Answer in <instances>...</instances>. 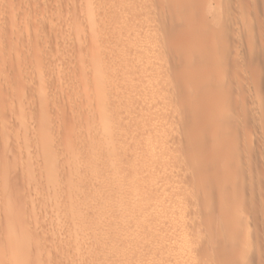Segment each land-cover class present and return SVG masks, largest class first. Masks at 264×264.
I'll return each mask as SVG.
<instances>
[{
    "label": "bare ground",
    "instance_id": "bare-ground-1",
    "mask_svg": "<svg viewBox=\"0 0 264 264\" xmlns=\"http://www.w3.org/2000/svg\"><path fill=\"white\" fill-rule=\"evenodd\" d=\"M109 1L110 3L113 2V0ZM146 2L147 1H145V3ZM159 2H162L164 7L167 5L164 0H160ZM178 2L179 1H177L176 4ZM201 2H203V0H201ZM157 6L162 7V4ZM182 8H184V6H182ZM149 9H145L146 11L143 10V13H141L138 17V20L136 19L141 22V25L145 20H143V17L146 15V12L148 11V13H150ZM165 9L166 8H164V11ZM202 11L206 14V16H209L207 22H205V25L201 28L202 31H206L208 33L214 30L217 34L216 38L219 39L218 36L221 38V40L219 39V44L216 39L217 41L215 42L218 45L215 47L218 50L224 44V47H227L229 39L233 38V41L230 39L232 41L233 48H231V44L228 45L230 49L235 51L234 53H231L232 50L230 52H226L231 53L232 56L234 54L235 56L237 51L236 46L239 43H236L235 45L233 43L236 39L244 40L242 41L243 43L245 42L244 45L242 42L239 44L242 49L239 48L240 51H238L240 56H243L244 52L248 54V64L240 63L244 62L241 60L244 56L239 59L240 56L238 57L237 54L235 58L238 57L241 61L238 62L236 59L237 61L234 62H238L237 64H240V66L246 65L245 67L243 66L244 68L253 66V70H250L249 68L244 70L255 73L251 74V72H249V74H245L243 71V74L245 75L242 74L239 76L231 69V71L226 70V72L222 74L220 73L219 76L217 75L209 87L206 86L207 88L204 90L201 88L202 93L200 95L190 93L191 89L186 88L187 86L185 87V84L184 87L182 86L183 88L181 85L180 87H174L172 83H169L170 79H168L166 74L163 76L166 77L165 81L163 80L164 78H162L163 83L162 81L158 82L159 79L157 77L155 78L157 73L155 75L150 73L152 75L151 78L145 77L146 79L142 77L144 76L143 74L137 79H132V81L131 79H122L123 76L119 77L120 74H111L112 77L115 76V79L113 80H117V82H112L113 80L111 81L114 85H112L111 90L114 87L116 89L129 88V93H133L136 91L134 89L137 84L139 85L140 81L143 82L142 84L146 81V83L149 82L152 84L150 85L147 83L148 86H150V89L151 86L154 88L150 90L151 93L152 91L153 93L155 92V88H159L163 85L164 86L162 88L165 87L168 89L169 84H171L172 88H174V90L171 89L173 91L171 94L172 97L170 96L172 99L170 97L167 98L171 101V103L179 96L182 98L186 92L193 94L185 100L183 98H180L179 100L178 98V102L182 100V106H176L178 104L177 103L175 105V109L173 106L174 110L172 109L171 111L169 109L171 112L166 110L169 112L162 113V116L161 114L155 115V119L157 118L156 116H159L161 119L154 122L152 120L150 124L146 123L141 130L142 132H140V136H136L137 133H132L133 131L131 132L132 134H129V132L123 133L124 131L120 132L121 130L112 127V125L107 123L112 116L110 117V112H108L110 104L104 101V96L106 91L109 89L108 84L111 82L109 81V83H107L108 81H104L106 74L102 72L105 71H97L98 73L95 74L93 81L95 83V99L97 103L96 107H92L94 109H90L91 112L89 115L92 114L93 118H98V121H100L99 123H101V128L98 131L100 136L97 134L98 138L88 137L87 139L88 146L95 145V147H98L96 148L98 149V151L96 150L95 152L96 154L87 157L76 155L77 153L75 150L78 148L77 143L70 142L69 138L63 143L58 142L57 137V141L54 140L55 133L50 134L52 130L46 128L49 123L51 124V119H48L49 114H45V110H47L45 108L48 106V101L51 98H48L47 94V97H45L46 95L39 97L41 103L45 98L47 100V103L45 101L42 103V106H40L41 109L45 111H42L43 113L41 112L42 117H44L43 120L41 119V123L43 130L45 129V131L39 130V133L36 131L34 132L35 129L31 130L34 126H32V124V127H29L30 130L28 129L29 123L27 124L26 113L28 114L30 109L27 108L29 110L28 112H25L27 110L25 109L26 107L24 105V101L23 105H20V99L17 101L20 105L19 110L17 108V103L15 104V106L17 105L16 108L19 113L16 115L18 118L15 116L10 118V115L12 113L14 114L13 101L10 103V99L7 100L8 97L2 98L0 96V264H63L64 261L68 262L69 259L74 260L78 256L81 257V245L86 243L85 232L88 231L87 233L89 234L91 230L94 231L95 229L91 226L92 224L90 225L89 223L91 218H101L99 219L100 223L102 220L106 221L108 219L113 223V225H115V227L125 228L123 233L113 237L114 241L112 240L113 242L111 243L110 238V244L107 250L110 252H112V249H114V251L117 249L121 251L115 256H106L107 259L109 257V264H135L133 263L135 260L138 261V264H157V258L159 260V258L163 257L169 249H172V251L177 254L176 257H174L176 260L174 264L195 263V252L192 251V248L197 247L199 240L196 239V235H200L199 232L200 230L202 231V229L199 230V228L204 226L207 219L210 221L208 222V225L206 223L204 230L206 226L209 227V224L217 226L219 231L223 232V234L225 233L224 235L222 234L223 236H228L226 244L230 245L233 242L234 245V242L237 243V241L240 242L241 240L243 242L244 240L242 247L238 250H234L233 252V258L235 260L234 264L237 263L236 259L238 258H241L240 263L238 260V264H247L248 261H250L249 263L251 264L254 261L256 264L263 263L264 259L262 257V253H259L258 256L256 255V262L252 256H249L248 258L246 254L248 250L245 248H250L253 245L252 242L254 241V236L257 239L258 234L256 235V233H258V231L253 229L258 226H255L258 221L260 224L261 219H264L263 212V218L260 217L261 215L259 213L260 216L258 215V218L261 219H256L255 215H257L258 212L256 211L257 209L255 208L254 203V196L260 195L258 196L259 198L261 197V194H264V96L261 95L263 89L259 88V86V89L256 87L257 85H260L261 82H257V84L254 82L258 80L256 78L257 75L260 76V74H256V72L264 73V69L263 71L262 69H258V67H260L259 62L262 60L261 57L264 56V21L262 22V25L260 24L261 21H259L260 18L264 19L261 16L263 14L260 13V11H262V13L264 12V0H207ZM92 12L93 11L90 10V13ZM92 15L96 16L97 13ZM162 17H164V15ZM168 19L169 18L167 17V20ZM173 19L174 18H172V20ZM167 20H163V22H161V19L159 22L166 27L168 26ZM172 20L171 22L173 26L176 22L173 23ZM150 21H148V19L144 21L145 25L148 23L147 26L152 24L155 26V22L153 23V20ZM107 22L108 23L105 28L107 33H103L102 35L107 36L109 33L113 34L112 43H114L117 39V42L115 43L118 45V56L120 61L125 63L126 69L130 66H135L140 62H144L141 61V58H146L145 56L147 50L146 52L143 50L144 52L142 51V53L141 51L138 52L139 50L133 51L129 49L130 46L128 45H130L129 42L131 39L126 38L128 36H125V34H127L126 32L129 31V27L125 25L127 21L125 19L123 20L122 16L119 15L118 17L112 16ZM192 24L194 25L193 22ZM197 26L196 30L198 29ZM147 28L143 27L141 30ZM149 31H153L151 26ZM135 35V39H138L140 31H137ZM145 40H149L147 36ZM147 42L148 41H146V43ZM221 50L223 49L221 48ZM224 50L229 49L224 48ZM226 52L223 51V58L224 54H227ZM223 58L221 60L222 63H224ZM230 58L234 60L232 57ZM147 62L148 61L146 60V64L144 63L145 67H143V69L147 68ZM263 62L264 58L262 63ZM231 63H233V61H231ZM231 63L229 61L228 66L234 67L235 63L233 65ZM254 65L257 68H255ZM261 65H263V67H261L264 68V64ZM228 66L226 68H228ZM226 68L222 65V70H225ZM5 71L6 70H4V72ZM144 71L145 70L142 72L141 70V73H145ZM263 73H261L262 76H264ZM111 75L108 77H111ZM158 75L162 76L161 73ZM36 77L38 78V76ZM39 77L41 76L39 75ZM170 77L171 75L169 78ZM227 77L231 80L230 85L228 86L222 84L223 79H226ZM124 79L126 81H124ZM203 81H205V79ZM251 82H254L256 86H254V84L253 86L256 89L251 85ZM243 84L246 86L245 89L249 91L247 92L242 90L244 91V95L246 92L249 93V96L245 98L243 97L244 95L240 89ZM32 85L34 86L33 83ZM251 86L253 91H251ZM184 88L188 89L189 92L186 89L184 90ZM233 89L240 90L239 92L242 95L239 93L230 98L227 93H234L232 92ZM11 90L12 89H10V91ZM205 90L218 93L216 98L211 99L214 100L216 104L212 102L213 104L211 105L206 98H203L206 94H208ZM4 91L6 90H3V93ZM156 92H158V89ZM182 92H184V94ZM47 93L49 92L47 91ZM257 93L260 94V97ZM24 94L26 98L30 95L27 94L26 96V91ZM16 96L17 95H15L14 98ZM49 96H53V94ZM10 97L12 98L13 96ZM22 97L23 96H21V100L25 99V97L23 99ZM39 98L37 96L36 99L39 100ZM51 99L50 103L52 101ZM167 99L164 100L165 103H169V101L166 102ZM26 100L28 101V99ZM175 102H177V100ZM237 102L239 104H237ZM21 106H24V110ZM236 112H240V114H236ZM128 113L123 112L121 108L118 109L116 114H119V117L124 118ZM241 113H243V115L241 117H237L238 115H241ZM94 119L95 121L97 120L96 118ZM118 119L121 120L120 118ZM202 123H205L204 127ZM164 124H167L165 126L169 125L168 128L166 127L167 130L162 128ZM96 128L99 127L96 126ZM137 128L138 130L140 129L139 127ZM52 134L54 136H52ZM37 135H39V137ZM159 140H164L168 143L164 145L163 149H154V142ZM200 140L203 142L207 141L205 143L208 145L202 146L200 144ZM177 141L186 143L189 142L191 144L189 147L190 150L187 153H182L180 149H175L173 145L177 144L175 143ZM67 142L69 144H67ZM65 144L69 146L68 150L62 149L63 146H66ZM203 151L209 152L204 155ZM128 162L130 164H128ZM172 165H178L176 167L177 169L175 166H173L174 169L172 167L170 168ZM102 169H106L107 171L102 172ZM169 170L173 171L169 173ZM197 175H200V178H196L195 176ZM112 178L120 180L121 186H119L118 189L117 187L110 188V186H107V182H104L105 179L109 181V179L112 180ZM116 179L114 182H116ZM96 183L99 184L98 187L93 186ZM258 198L256 196V202L261 204L259 201L260 198ZM210 204L213 209H211V207V210L205 209V207L207 206L208 208ZM256 207L258 210L260 209L259 207L264 208V206L261 205L259 207L257 205ZM122 208L126 209L123 210ZM121 209L123 211H119ZM254 209H256V214L254 213ZM101 210H103L102 213ZM106 211L108 213H106ZM189 212L192 217H189ZM163 215L169 217L168 220H165L166 223H164L165 221L162 219ZM255 219L258 221L254 224L256 221ZM93 222L96 221L94 220ZM263 224L264 221H262V225ZM189 225L194 227V229L192 228V231L196 234L194 232L193 234L190 232L191 226ZM88 226H90V228L92 227V229L90 230ZM253 226L255 227L253 228ZM262 227L264 228V226ZM258 228L259 226L257 227V230ZM47 231H49L51 235H49V232ZM137 232H143V234H137ZM179 232L182 236L179 235ZM203 232L201 233L203 234ZM174 233H177V236L173 235ZM261 234L264 235L263 233ZM104 235L108 234L106 233ZM57 236L58 239H55ZM154 236H158L159 241L157 239L158 243L155 242L158 246L154 248L153 245L155 246V243H152L153 250H151V253L144 256L143 252H146V249L149 247L147 246V243L145 245L147 247H145L144 242L145 240L147 241L150 240V238H154ZM100 238L101 236L99 239ZM208 239H206V241ZM96 241L98 240L96 239ZM87 242L89 243V241ZM104 244L106 245L105 242H103V245ZM88 245L91 247L90 243ZM106 247H108V244ZM241 248L247 251L240 254L242 251L240 250ZM78 249L79 252L77 254ZM150 249L148 251H150ZM105 251L106 250L104 249L103 252ZM196 252V254H198V250ZM200 252L204 253L201 249ZM101 255H103V253ZM200 255L201 254H199V256ZM93 257L88 259V264ZM97 259H99V254ZM105 263L106 262L104 261V264Z\"/></svg>",
    "mask_w": 264,
    "mask_h": 264
},
{
    "label": "rangeland",
    "instance_id": "rangeland-1",
    "mask_svg": "<svg viewBox=\"0 0 264 264\" xmlns=\"http://www.w3.org/2000/svg\"><path fill=\"white\" fill-rule=\"evenodd\" d=\"M145 1H147V2L145 3ZM145 1H143V0H113V2L110 3L109 0H0V36H1L0 37V80H1V82H0V96L2 98L8 97L7 100L10 99V103L13 101L14 114L12 113L10 115L11 116L10 118H12L13 116L17 117L16 115L19 114L18 110L20 108V105H23V101H24L26 103V104L24 103V105L26 107L25 109L27 110L25 112H28V110L30 109L29 110L30 112H28V114L26 113L27 124L29 123L28 129L30 130V128L34 125L31 128V130L35 129L34 132L36 131L37 133H39L41 130L45 131V129L43 130L42 123H41L42 120L44 119V117H42L41 112L44 110L41 109L40 106H42V103L45 101L47 103V100L45 98L41 103V100L39 97L47 94L48 98L49 97L52 98V99L50 98L52 101L50 103V99H49L48 106L45 103L47 106L45 109H47V110H45L46 112L45 111L44 112H45V114L47 113V115L49 114L48 119H51V121H50L51 124L49 123L48 126H46V128L51 129L53 131V132L51 131L50 134L55 133L54 134L55 135L54 140L57 141V138H58V142L63 143L65 140H67L69 138L70 142L77 143L78 148H77V150H75V152L77 154L76 153L75 154L79 155V156L87 157V156L96 154L95 153L96 150L98 151V149H96L98 147H95V145H90V146L87 145L88 137H94V138L97 137L98 138V135L100 136V133L98 132L99 129L101 128L100 127L101 123H99L100 121H98L97 117H94L97 119L95 121L92 114L89 115V113L91 112L90 109H94L92 107H96V103H97V101L95 99V83L93 81L95 78V74H97L98 72L105 71L102 73L106 74V77H104V81L105 80H106V82L108 81L107 83H109V81L111 82L113 79H115V76L112 77L113 74H118V75L120 74L119 77L123 76L122 79L123 78H125L126 80L131 79V81H132V79L133 80L137 79L140 76H142L143 74H144V76H142V77L151 78V76L155 75L156 73L157 74L155 75V78L157 77L160 80V81L158 80V82L162 81V83H163V80L165 81V79H166V77H163V76H164V74H166L168 79H170L169 83H172L174 87H180V85H181V87L182 86L184 87V84H185V87L187 86L186 88L191 89L190 93H193L194 95H196V94L200 95L202 93L201 88H203V90H204L207 87H209L212 84L213 79L215 77H217V75L219 76L220 73L222 74V73L226 72V70L228 71L231 69V70H233V72L235 71L236 74H238L239 76L242 75L244 72H245V74L246 73L249 74V72H251V74L255 73V72L252 73V71L244 70L246 68L253 70L254 69L253 66L244 68L246 65L245 66L243 65L244 67L241 65L242 66V69H241L240 64H237L241 60L244 61V62H240L243 64L244 63L248 64L247 62L249 61V56L246 52L243 53L244 57L240 56V53H239V51H240L239 48L242 49V47L239 44L244 40L236 39L240 42L235 40V42L233 43L234 45L236 43H239L236 46L237 49L234 48L237 51L239 50L238 53L236 51L237 56L238 57L240 56L239 59H241V57L244 58V59L242 58L241 60H239L238 57L235 58L236 54H235V56H234V54H233V56L231 55V53H234V51H235V50L233 51L229 47V45L231 44L230 46H231V48H233L232 47L233 46L232 45V41H233L232 39L233 38H230L232 41L229 39L230 43L228 42L229 45L227 44V47L226 46L224 47V45H225L224 44L221 47L223 50H221V48L218 50L215 46H217L220 43L219 39L221 40V38L219 36H218L219 39L216 38L217 37L216 32H214V30L211 32H208V33L206 31H205L206 33L202 31V29H201V28H203L202 26L205 25V22H207V20L209 18V16H206V14L202 11L204 5H206L207 0H203V2H201V0H199V1L198 0H192V1H190V0H164L165 3L167 4L165 7L163 6L162 2H159L160 0L159 1L152 0L153 2L151 0H145ZM166 1H168V2H166ZM177 1H179V2L176 4ZM196 1H198V2H196ZM174 3H175V5H178L179 7L175 6ZM192 3H194V4H192ZM159 4H162V7L157 6ZM172 5H174V6H172ZM181 5L184 6V8H182ZM164 8H166L165 11H164ZM145 9H147V10L149 9L150 13H148V11H147L146 15H144V17H143V20L145 19L144 21H146L148 19V21L153 20L152 22L153 23L155 22L154 25L156 27L153 26V24L150 25L151 29L153 31H149L150 26L149 25H148L149 27L147 26L148 23L145 25V23L143 21L142 22L143 24L141 25V22L137 21L138 17L140 16L141 13H143V10H145ZM169 9H170V11H169ZM90 10L93 12L90 13ZM171 10H173V11H171ZM95 13H97L96 16L92 15ZM260 13L264 15V12L262 13V11H260ZM119 15L122 16L123 20L125 19L127 21V23L125 25H127L129 27V31L126 32L127 34H125V36H128L126 38L131 39L129 42L130 45H128V46H130V48L129 47L128 48L130 50H133V51L139 50L138 52H140V51L142 52L144 50L146 52V50H147V52H148V53L146 52V56H145L146 58H144V59L141 58V61H144V62H140L139 64H137L135 66H130L131 68L129 67L127 69L125 67V63L120 61V59H119V56H118L119 54L117 51L118 45H117V43H115V42H117L116 41L117 39L114 41V43H112L113 42V40H112L113 34L109 33L107 36L102 35L103 33H107L105 28L107 26L108 19H110L112 16L118 17ZM163 15H164V17H162ZM263 15H261V16L264 18ZM165 16H166V18H165ZM167 17L169 18L168 20H167ZM172 18H174V19L172 20ZM178 18H179V20H178ZM161 19H162L161 22H163V20L164 21L167 20L168 26L164 27L165 25H163L161 22H159V20H161ZM134 20H135V22H134ZM171 20L173 21V23L176 22L175 24H173V26H172ZM259 21H261L260 24L262 25V22L264 21V19L260 18ZM192 22L194 23L195 26L192 24ZM195 22H197V23H195ZM149 24H151V23H149ZM160 25H161V27H160ZM142 26L144 28L148 27L149 29L147 28V29L141 30L143 28ZM171 26H172V28H171ZM196 26L198 28L197 30H196ZM187 30H189V31H187ZM5 31H7V32H5ZM137 31L138 32L140 31V36H138V39H135V36H136L135 33H137ZM146 36L150 41L145 40ZM189 36H193V37H189ZM183 37L186 39H184ZM2 38H3V40H2ZM146 41H148V42L146 43ZM215 41H217L218 44ZM205 43H206V45H205ZM244 43H243V45H244ZM221 44H220V46H221ZM188 46H190V47H188ZM223 47L225 49L228 48L229 50H224ZM212 48L215 51H213ZM210 51H212V52H210ZM223 51L224 52H226V51L230 52L231 51V53L226 52L227 57L224 54V58H225L224 59L222 57ZM206 54H207V56H206ZM216 56H217V58H216ZM230 57H232L234 60H232ZM180 58H181L182 62L180 61ZM222 58H223L224 63H222V61H221ZM261 58H262V60H261V62H259L260 67H258V69H262V71H263L264 68H262L263 65H261V64H264V62L262 63L264 56H262ZM228 59H229L230 63H231V61H233V63H231L232 65L235 63L234 67L228 66L229 65ZM236 59L238 60L237 63L234 62V61H237ZM146 60L148 61L147 66H146L147 71H146V69H143V67H145L144 63ZM191 61H192V63H191ZM219 64H221V65H219ZM222 65L224 68H226L227 66H228V68H226L225 70L223 69L224 70L223 71ZM5 68H7L8 71ZM255 68H257V67L255 66ZM140 69L142 70V72H143V70H145L144 72L146 74L141 73ZM4 70H6L7 72L6 71L4 72ZM237 72H239V73H237ZM160 73L162 74V76L158 75ZM261 73H263V72H261ZM261 73L256 72V74H260V76L257 75L256 78L258 80L255 79L256 81H254V82H256V84H257V82H259V83L261 82L262 84L260 83V85L256 86L254 84V82L253 83L251 82V85L253 86V84H254V86H256L257 88L259 86V88L263 89V92L261 90H259V91H261L262 92L261 95L264 96V87H263L264 86V84H263L264 83V79H263L264 76H262ZM245 74H243V75H245ZM39 75L41 77H39ZM110 75L112 78L108 77ZM170 75H171V77L169 78ZM263 75H264V73H263ZM28 76H30L31 79ZM32 76H34V77H32ZM36 76H38V78ZM183 76H184V78H183ZM152 78H154V77H152ZM162 78H164V79L162 80ZM253 78H254V75H253ZM125 79H124V81H126ZM204 79H205V81H203ZM22 80H24V81H22ZM39 81H40V83H39ZM115 81L117 82V80H113L112 82H115ZM112 82L109 83L110 85L108 84L109 89L108 90L106 89L107 91H106L105 96H104L105 97L104 101L107 102L108 104H110L109 105L110 107L108 108V112L111 113V114L109 113L110 117L112 116L109 119V122H107V123L109 125H112V127H115V128H118V130H121L120 132L124 131L123 133L129 132V134H130L133 131L132 133H134V132L137 133L136 136H138V135L140 136V132H142L141 130L146 125V123L150 124L152 122V120L154 122V121H158L161 119V118H159V116H156L157 118L155 119V115L161 114V116H162L163 115L162 113H166V112L168 113L170 110L172 111L173 106H174V109L176 106H178V107L182 106L181 105L182 100L178 102V98H179V100L181 98L180 96L176 99L177 102H175L176 100H174L171 103V101H169V99H167L170 96L172 97V95H171L173 92L172 90H174V88H172L171 84H169L168 89L164 87L166 90L164 88H162L164 85L160 86L159 88H155V90H154L155 92L158 89V92H156V94H155V92L153 93V91H152V93H151V91H150L151 89H154L153 86H151V89H150V86H148V84H150V83L147 82L148 83L147 84L146 81L144 84H142L143 82L140 81L139 85L137 84L135 89H134L136 91H134L133 93H129V90H128L129 88L128 89L127 88H125V89L121 88L120 89L118 87L120 89L119 90V89H116L114 87L111 90V87L113 85ZM230 82H231V80L227 77L226 79H223L222 84L228 86V85H230ZM32 83L34 84V86L32 85ZM12 84L14 87L12 86ZM140 84L142 87L140 86ZM150 85H152V84H150ZM244 85L245 84H243L242 88H240L241 92L242 93L244 91L249 92L247 89H245L246 86H244ZM252 86L250 87L251 91H253ZM160 88H162V89H160ZM186 88H184V90ZM10 89H12V90L10 91ZM140 89L141 90L143 89L142 90L143 93L141 92ZM188 89H186V90L189 92ZM3 90H6V91H4V93H3ZM124 90H128V91H124ZM242 90H244V91H242ZM25 91H26V96H27V94L28 95L30 94L29 96H27V98L25 97V94H24ZM47 91L49 93H47ZM123 91L126 93H124ZM167 91H169V92H167ZM239 91L240 90L233 89L232 92H234V93H230V94L227 93V94H228V96H230V98H232V96L239 94L240 93ZM127 92H128V94H127ZM184 92H186V91H184ZM184 92H182V93L184 94ZM206 92L208 94H206L203 98H206L207 101H209V103L211 105L213 103L216 104V102L214 100H211V99L216 98L218 96V93L216 91H215L216 93H214V92H211L208 90ZM247 92L245 95L243 93L244 98L249 96V93H247ZM13 93H14V95H13ZM190 93L186 92L182 98L184 100L188 99L189 96L193 95ZM8 94L10 96H13V97L11 98ZM51 94H53L54 97L49 96ZM166 94H168V95H166ZM211 94L213 95V97ZM15 95H17L16 96L17 98L16 97L14 98ZM20 95L23 96L22 99L24 97H25V99L21 100ZM47 95L45 97H47ZM258 95L260 97V94H258ZM33 96L35 97V99ZM37 96H38L39 100L36 99ZM166 96H168V97H166ZM164 97H165V99H167L166 102L169 101V103H165ZM251 97H252V95H251ZM19 99H20V101H19ZM26 99H28V101ZM4 100H6V99H4ZM17 101H19L21 104L19 105V102L17 103ZM162 102H164L165 105L170 104V103L171 104L165 106L164 103H162ZM16 103L18 105V106L16 105L18 110L15 106ZM40 103H41V105H40ZM207 104H205V105H207ZM237 104H239V103L237 102ZM21 107H23V110H24V106H21ZM248 107H249V104H248ZM27 108H29V109H27ZM121 108H122L123 112H125V113L129 112L127 114V116L124 117L125 119L119 117V114L118 115L116 114L118 109H121ZM166 110H169V111H166ZM238 113L240 114V112H236V114H238ZM31 114H32V116H31ZM129 114H130V117H129ZM242 115H243V113H241V115H238V116L236 115V116L241 117ZM140 117H141V119H140ZM118 118H120L121 120H119ZM128 118H129V120H128ZM28 121H30V122H28ZM137 122H138V124H137ZM40 123H41V125H40ZM31 124H32V126H31ZM133 124H135L136 127ZM204 124H203V127L205 126ZM165 125H167V124H164L162 126V128L167 130L169 125L168 126H165ZM96 126H98L99 128H96ZM57 127H58V129H57ZM137 127H139L140 129L138 130ZM203 127H201V128H203ZM130 128H131V130H130ZM59 132H61L62 134ZM53 134H52V136H54ZM37 136L39 137V135H37ZM60 136H61V138H60ZM200 141H201V143L200 142H198V143H200L202 146L208 145L207 143H205L207 141H205V142H203L202 140H200ZM166 143H168V142L164 141V140H159L157 142L155 141L154 142L155 146L153 144V147H154V149L155 148L163 149V147H164V145H166ZM175 143H177V144H174L176 147L174 145H173V147L177 150L180 149V151L182 153H184V152L187 153L190 150L189 147L191 146V144L189 142L186 143V142H181V141L178 142L177 141ZM178 143H179V145H178ZM67 144H69V143L67 142ZM67 144H65L66 146L62 147L63 150H68L69 146ZM208 152L209 151H203L204 155L208 154ZM128 164H130V163L128 162ZM173 166H175V165L170 166V168L171 167L173 168ZM177 166L178 165H176L175 168ZM106 169H102V172H106L107 171ZM184 169H185V167H184ZM170 170H169V173H171L173 171V170L172 171H170ZM195 177L200 178V175H197ZM115 179L112 178V180L109 179V181L105 179L104 182L105 183L107 182L108 187L109 186H110V188L117 187V189H118L119 186H121L120 185L121 182L119 179H116V182H114ZM98 185L99 184L96 183L93 186L98 187ZM263 195L261 194L262 198L259 197L260 198L259 201L261 202V204L256 202V200H257L256 196L258 198V196H260V195L254 196L255 202L254 201L253 202L255 203V208L257 209V210L254 209V213H255V210L258 212L257 215H255L257 212L254 215H255L256 219H258V220L263 218V213H264L263 209L264 208L262 207L263 208L262 209L261 207H259L260 205L264 206ZM80 197H81V195H80ZM262 203H263V205H262ZM207 204H209V203H207ZM257 205L260 208L259 209L260 211L256 207ZM204 206H205V204H204ZM210 207H211V204L209 205L208 208L206 206L205 209H208V210L213 209V207H211V209H210ZM122 209L119 211H123L126 208H124L123 210ZM261 210H263V211H261ZM102 211L103 210H101V213H102ZM107 211H106V213H108ZM104 213H105V211H104ZM259 213L261 216L259 215ZM190 214L191 213L189 212V217L191 216ZM258 215L261 217L260 219L258 218ZM168 216L163 215L162 216L163 221L168 220L169 219ZM206 218H209V217H206ZM97 219H92V218H91V220L88 219L90 225L92 224L91 226L94 227L95 229L93 228L94 229V231H93V230H91L92 227L90 228V226H88L91 231L89 232V234L87 233L88 231L85 232L86 243L83 244L84 246L81 245V248L83 247L82 250L80 248V255H82L81 256L82 258L80 256H78L76 259H74V260L72 259L73 261L71 259H69L68 262L64 261L63 264H77V263L78 264H88V262H89L88 259L90 257H93V256H95L97 259L98 254H99V259H97V260H99V261H97L95 259V257H93L92 260H95V261L90 260L89 264H97V263L98 264H102V263L104 264V261L106 262L105 264H107V262L109 264L110 262L108 261V259H109L110 255H111V257L115 256L121 251L118 249L114 251V249H112V252H110L107 249L109 248V244L114 241L113 237L114 236L116 237V236H118V234L123 233L125 228L115 227V225H113V223L108 219L106 221L102 220L101 223L99 222V219H101V218H97ZM94 220L96 222H93ZM258 220H256L254 222V224L257 223ZM90 221H92V222H90ZM209 221L210 220L207 219V222H206L207 225H208ZM226 221H229V220H226ZM262 221H264V219L263 220L261 219L260 224H259V221L257 224H255V226H257V225L259 226L258 230H257L258 226L257 227L253 226V228L255 227L253 230L258 231V233H256V235L258 234L257 239L254 236L255 242L254 241L252 242L253 245L250 248H245L248 251L241 248L240 250H242V251L240 252V254L245 253L247 251L246 254H247L248 258H249V256L250 257L252 256L256 260L258 254L262 253V257L264 259V256H263L264 255V251H263V249H264L263 248V246H264V244H263L264 243V235L261 234V233L264 234V232H263L264 230H262V229H264L262 227V226H264V224L262 225ZM110 222H111V224H110ZM98 223H99V225H98ZM164 223H166V221ZM206 223L204 224V226L206 225ZM88 224H86V225H88ZM93 224H95V225H93ZM96 225L99 227V229ZM189 226H191V225H189ZM204 226H201V228H199V230L202 229V231L200 230V232H199L200 235H198V234H197L198 236L196 235V237H197L196 239L199 240L197 247L195 246L196 248H192V251L195 252V253L194 252H192V253L195 254L194 257H195V261L197 262V264H199V263H201V264H223L224 262H225L224 264H234L235 260L233 258V252H234V250H236V249L238 250L240 247H242L244 240H243V242H242V240L240 242L237 241V243L234 242L235 243L234 245H233V242L230 245H228V244H226L227 243L226 240H228V236L227 235L223 236L225 233L223 234V232L219 231L217 226H214L213 224H211V225L209 224V227L206 226L205 230H204ZM192 228L194 229V227L191 226L190 232H192V234H193L194 231H192ZM210 228H211V230H210ZM206 229H208V230H206ZM47 232H49V231H47ZM201 232H203V234ZM106 233L109 236L104 235ZM218 233H219V235H218ZM137 234L142 235L143 232L142 233L137 232ZM49 235H51L50 232H49ZM173 235L177 236V233H174ZM179 235L182 236V234L180 232H179ZM100 236H101V238L99 239ZM110 238H111V241H110ZM208 238H210L211 240ZM55 239H58V236ZM96 239L98 241H96ZM155 239H156V241H155ZM157 239H158V236H156V237L154 236V238H152V239L150 238V240H147V241L145 240L144 246L147 243L148 244L147 246H149V247H148V249H146V252H143L144 256L151 253V250H153L152 249L153 247L156 248L158 246L157 243H158L159 239H158V241H157ZM206 239H208V240L206 241ZM200 240L202 243L200 242ZM87 241H89L91 247H89V245H88L89 243ZM109 241H110V243H109ZM208 241H209V243H208ZM211 241H212V243H211ZM103 242H105L106 245L105 244L103 245ZM155 242H157V243H155ZM152 243L153 244L155 243V246ZM203 243H204V245H203ZM239 243H240V245H239ZM255 243H257V244H255ZM107 244H108V247H106ZM152 245H153V247H152ZM147 246H145V247H147ZM150 247H151V249H150ZM104 249L106 250L105 252H103ZM149 249H150V251H148ZM196 249L198 250V254H196L197 253ZM200 249L202 251H204V253L203 252L201 253ZM88 250H89V252H88ZM101 250H103V251H101ZM144 251H145V249H144ZM78 252H79V249L77 250V254H78ZM101 252L103 253V255H101L102 254ZM205 253H206V255H205ZM209 253H210V255H209ZM104 254H105V256H104ZM199 254H201V255L199 256ZM176 255H177L176 252H173L172 249H169L164 254L163 257L159 258V260L157 258V264H163V263L174 264L176 261L174 259V257H176ZM83 256H85V257H83ZM106 256H109L108 259ZM207 256H208V258H207ZM105 258H106V260H105ZM240 259L239 258L236 259V261H237L236 264H238V260L240 263ZM78 260H79V262H78ZM196 262L192 263V264H196ZM249 262L250 261H248L247 264H251ZM256 262H257V260H256ZM133 263L138 264V261L135 260ZM154 264H156V263H154ZM252 264H256L255 261ZM262 264H264V261Z\"/></svg>",
    "mask_w": 264,
    "mask_h": 264
}]
</instances>
